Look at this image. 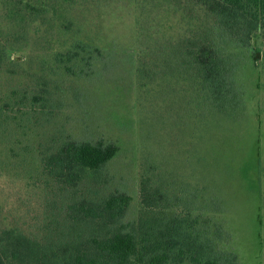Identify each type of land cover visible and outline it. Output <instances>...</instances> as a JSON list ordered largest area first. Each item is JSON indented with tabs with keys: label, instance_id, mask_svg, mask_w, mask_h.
I'll return each instance as SVG.
<instances>
[{
	"label": "rangeland",
	"instance_id": "rangeland-1",
	"mask_svg": "<svg viewBox=\"0 0 264 264\" xmlns=\"http://www.w3.org/2000/svg\"><path fill=\"white\" fill-rule=\"evenodd\" d=\"M194 38L225 59L237 95L223 107L189 64ZM78 42L95 53L89 76L55 62ZM263 56L262 30L240 43L193 0H0V227L68 240L75 203L124 192L126 223L145 196L264 264ZM68 140L119 150L72 178L49 163Z\"/></svg>",
	"mask_w": 264,
	"mask_h": 264
},
{
	"label": "trees",
	"instance_id": "trees-1",
	"mask_svg": "<svg viewBox=\"0 0 264 264\" xmlns=\"http://www.w3.org/2000/svg\"><path fill=\"white\" fill-rule=\"evenodd\" d=\"M193 1L240 43L246 45L254 32H264V0ZM190 46L189 64L194 74L202 77L214 103L223 107L237 95L226 78L225 59L208 39H191ZM254 57L262 58L258 51ZM94 59L95 53L78 42L59 53L55 62L70 76H89ZM118 150L115 142L68 140L50 156L49 163L58 164L72 178H80L86 171L102 169ZM130 200L126 193L114 192L100 201L75 203L78 223L74 236L64 241L43 242L18 228L0 227V264H241L236 254L218 249L215 240L198 226L197 217L156 211L145 196L143 203L148 208L126 223Z\"/></svg>",
	"mask_w": 264,
	"mask_h": 264
}]
</instances>
